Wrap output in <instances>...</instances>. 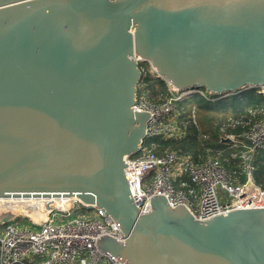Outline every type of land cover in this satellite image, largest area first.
I'll use <instances>...</instances> for the list:
<instances>
[{
  "label": "water",
  "instance_id": "95a60500",
  "mask_svg": "<svg viewBox=\"0 0 264 264\" xmlns=\"http://www.w3.org/2000/svg\"><path fill=\"white\" fill-rule=\"evenodd\" d=\"M140 63L187 94L264 95V0H0V197L100 207L124 240L96 244L125 264H264V207L201 220L162 194L133 202Z\"/></svg>",
  "mask_w": 264,
  "mask_h": 264
},
{
  "label": "built area",
  "instance_id": "2783aa9c",
  "mask_svg": "<svg viewBox=\"0 0 264 264\" xmlns=\"http://www.w3.org/2000/svg\"><path fill=\"white\" fill-rule=\"evenodd\" d=\"M168 89L170 94L157 101L138 92L133 105L134 110L149 113L142 143L124 157V176L139 211L148 212L150 197L156 194H162L171 206L184 205L201 220L238 208L264 207V187L254 176V154L264 149V112L247 128L221 136L232 148L228 165L212 155L210 148L198 160L177 150L154 153V142L146 143V139L183 135L176 126V102L187 94ZM30 196L44 204L45 213L33 211L32 205L28 213L4 205L1 214L8 218L0 220V264H125L96 244L102 234L124 240L118 224L100 207L84 204L75 195H11L0 199ZM71 214L76 216L62 221V216ZM17 218L29 220L31 226L6 224Z\"/></svg>",
  "mask_w": 264,
  "mask_h": 264
},
{
  "label": "trees",
  "instance_id": "16d2710c",
  "mask_svg": "<svg viewBox=\"0 0 264 264\" xmlns=\"http://www.w3.org/2000/svg\"><path fill=\"white\" fill-rule=\"evenodd\" d=\"M140 67L143 74L138 92H143L150 101L166 98L170 94L166 82L153 76L148 71L147 63H140ZM257 90L258 88H248L228 96L212 95L213 99H210L209 94L202 89V94L194 92L184 96L176 102L179 112L175 118L176 126L183 135L168 138L157 136L146 139V143L154 142L151 147L154 153L177 150L191 155L195 160L204 156L206 149L210 148L212 155L228 165L227 158H230L232 148L222 142L221 136L247 128L264 112V95ZM191 111L195 112V116L198 114L197 120L194 118L193 121ZM254 164L255 179L264 187V149L255 152Z\"/></svg>",
  "mask_w": 264,
  "mask_h": 264
},
{
  "label": "bare ground",
  "instance_id": "6f19581e",
  "mask_svg": "<svg viewBox=\"0 0 264 264\" xmlns=\"http://www.w3.org/2000/svg\"><path fill=\"white\" fill-rule=\"evenodd\" d=\"M190 89L184 90L183 92L185 94H187V92H189ZM182 91L181 93L184 94ZM195 92V91H194ZM0 201H2V203L0 202V220H4V218L6 217V215L1 214V212H3V210H5L6 208L4 207V205L11 207L13 210H20L23 212L28 213L29 210V206L32 205L33 211L34 209H36L39 211V213H45V209H44V204L42 202L37 203L36 199L34 198V196H30V197H18V198H12V199H8V200H2L0 199ZM58 206V205H56ZM62 207V206H59ZM8 218V216H7Z\"/></svg>",
  "mask_w": 264,
  "mask_h": 264
},
{
  "label": "rangeland",
  "instance_id": "374dc122",
  "mask_svg": "<svg viewBox=\"0 0 264 264\" xmlns=\"http://www.w3.org/2000/svg\"><path fill=\"white\" fill-rule=\"evenodd\" d=\"M195 92H196V91H195ZM192 93H194V92H192ZM190 94H191V93H190ZM187 95H189V94H187ZM190 113H191V116L197 120V115H198V114H196V116H195V112H192V111H191ZM194 116H195V117H194ZM203 116H207V115H203ZM207 118H208V117H206V119H207ZM209 121H211V119H209ZM79 210H81V212H87V210L82 209V208H79ZM74 216H76V214H71V215H68V216H62V221L67 220L68 218H72V217H74ZM6 224H19V225H27V226H31L29 220H26L25 218H17L16 221H10V222H8V223H6ZM4 226H5V224H4ZM2 229H3V225H0V233H1Z\"/></svg>",
  "mask_w": 264,
  "mask_h": 264
}]
</instances>
